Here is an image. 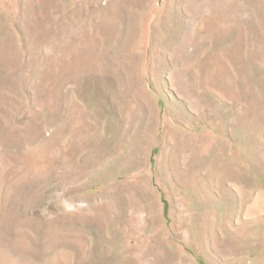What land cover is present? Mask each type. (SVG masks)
<instances>
[{"label":"rangeland","instance_id":"rangeland-1","mask_svg":"<svg viewBox=\"0 0 264 264\" xmlns=\"http://www.w3.org/2000/svg\"><path fill=\"white\" fill-rule=\"evenodd\" d=\"M0 264H264V0H0Z\"/></svg>","mask_w":264,"mask_h":264}]
</instances>
